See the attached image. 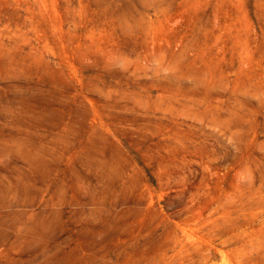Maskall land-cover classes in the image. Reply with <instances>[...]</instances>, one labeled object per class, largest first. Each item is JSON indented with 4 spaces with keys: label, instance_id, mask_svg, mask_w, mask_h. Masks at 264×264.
Instances as JSON below:
<instances>
[{
    "label": "rangeland",
    "instance_id": "374dc122",
    "mask_svg": "<svg viewBox=\"0 0 264 264\" xmlns=\"http://www.w3.org/2000/svg\"><path fill=\"white\" fill-rule=\"evenodd\" d=\"M0 264H264V0H0Z\"/></svg>",
    "mask_w": 264,
    "mask_h": 264
}]
</instances>
